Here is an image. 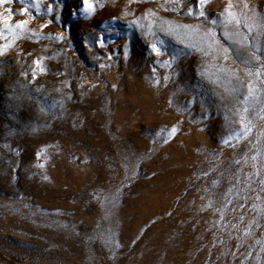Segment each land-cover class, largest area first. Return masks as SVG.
Wrapping results in <instances>:
<instances>
[{
	"label": "rangeland",
	"instance_id": "rangeland-1",
	"mask_svg": "<svg viewBox=\"0 0 264 264\" xmlns=\"http://www.w3.org/2000/svg\"><path fill=\"white\" fill-rule=\"evenodd\" d=\"M88 4L0 3V264H264V0Z\"/></svg>",
	"mask_w": 264,
	"mask_h": 264
},
{
	"label": "snow or ice",
	"instance_id": "snow-or-ice-1",
	"mask_svg": "<svg viewBox=\"0 0 264 264\" xmlns=\"http://www.w3.org/2000/svg\"><path fill=\"white\" fill-rule=\"evenodd\" d=\"M2 2H4V0H0V3H2ZM174 2H176V0H174ZM206 2H207V0H200V3H206ZM84 3H85V6L87 8H89V9L91 8V5L88 4V0H84ZM231 7H232L231 4H229L228 8L225 9V14L228 18V22L234 23L239 28L241 25V21L237 17L236 13H234L233 11L230 10ZM189 15H191V10H189ZM199 15L203 16L204 13L200 12ZM244 26L248 27L247 21H245ZM16 27H20V24H17ZM185 27H189V26H185ZM191 30L197 31V29H191ZM211 35H212V33H211V30L209 29L208 33H205V36L207 37V36H211ZM225 35L227 38V34H225ZM234 42L240 43V41H234ZM211 46H212V44H211V42H209V47H211ZM151 47H152L154 52L158 51L156 45L153 44ZM227 52H228V50L226 48L223 49V58L224 59H227ZM0 54H2V53H0ZM33 64H39V61H33ZM249 75H251V73H249ZM256 75L259 76V72H257ZM33 78H35V75H33ZM252 93H253V87L251 85V82H249L248 95H246L244 97V100L247 101L248 96L252 95ZM189 103H191V102H189ZM243 112H247V108H244ZM240 128H241V132H240L241 136H247V134L252 131L251 122L246 121L244 115H242V114L240 116ZM172 131L175 132V128H173ZM225 143H227V141H225ZM253 159H255V157H253ZM41 167H42V165H41ZM45 179H46V177H45ZM261 183L264 184V181H261Z\"/></svg>",
	"mask_w": 264,
	"mask_h": 264
}]
</instances>
